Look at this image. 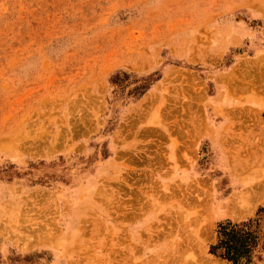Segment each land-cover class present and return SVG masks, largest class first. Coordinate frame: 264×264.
Returning a JSON list of instances; mask_svg holds the SVG:
<instances>
[{
    "label": "rangeland",
    "instance_id": "1",
    "mask_svg": "<svg viewBox=\"0 0 264 264\" xmlns=\"http://www.w3.org/2000/svg\"><path fill=\"white\" fill-rule=\"evenodd\" d=\"M263 69L264 0H0V264H264Z\"/></svg>",
    "mask_w": 264,
    "mask_h": 264
},
{
    "label": "trees",
    "instance_id": "2",
    "mask_svg": "<svg viewBox=\"0 0 264 264\" xmlns=\"http://www.w3.org/2000/svg\"><path fill=\"white\" fill-rule=\"evenodd\" d=\"M217 235V242L210 247V254L230 264H250L252 253L257 247V237L251 229V221L240 226L230 222L221 224Z\"/></svg>",
    "mask_w": 264,
    "mask_h": 264
},
{
    "label": "bare ground",
    "instance_id": "3",
    "mask_svg": "<svg viewBox=\"0 0 264 264\" xmlns=\"http://www.w3.org/2000/svg\"><path fill=\"white\" fill-rule=\"evenodd\" d=\"M263 70H264V69H263ZM257 72H258V71H257ZM259 72H260V71H259ZM263 72H264V71H263ZM260 73H261V72H260ZM260 73H259V74H260ZM256 76H258V75H256ZM260 76H261V75H260ZM263 77H264V76H263ZM253 80H254V78H253ZM263 80H264V79H263ZM261 83H263L262 80H261ZM249 84H250V83H249ZM254 85H255V84H254ZM262 85H263V84H262ZM260 86H261V85H259V88H260ZM252 87H253V86H252ZM257 87H258V85H255V86H254V88H257ZM250 88H251V87H250ZM262 99H263V98H262ZM262 99H261V100H262ZM259 107H260V110H259V111L264 110V99L261 101V104H259ZM258 109H259V108H258ZM256 111H257V110H256ZM249 201H250V200H249ZM246 210H247V209H246ZM245 212H246V211H245ZM249 213H250V212H249Z\"/></svg>",
    "mask_w": 264,
    "mask_h": 264
}]
</instances>
